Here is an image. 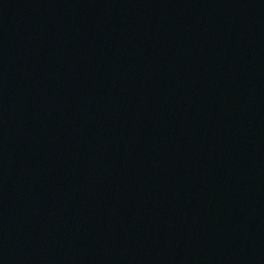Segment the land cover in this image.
I'll list each match as a JSON object with an SVG mask.
<instances>
[{"label":"water","instance_id":"obj_1","mask_svg":"<svg viewBox=\"0 0 264 264\" xmlns=\"http://www.w3.org/2000/svg\"><path fill=\"white\" fill-rule=\"evenodd\" d=\"M0 264H264V0H0Z\"/></svg>","mask_w":264,"mask_h":264}]
</instances>
